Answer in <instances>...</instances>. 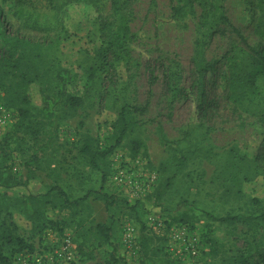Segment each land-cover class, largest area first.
I'll return each mask as SVG.
<instances>
[{
	"label": "rangeland",
	"instance_id": "1",
	"mask_svg": "<svg viewBox=\"0 0 264 264\" xmlns=\"http://www.w3.org/2000/svg\"><path fill=\"white\" fill-rule=\"evenodd\" d=\"M65 3L1 4L2 29L20 71L39 76L25 92L30 117L0 139V169L14 179L0 186V235L12 237L2 243L4 253L17 251L19 240L30 244L32 255L69 241L74 260L65 264H146L144 227L160 238L158 257L174 260L151 227L157 219L188 225L199 242L198 258L174 264H242L241 257L264 264L258 258L264 222L219 221L264 212V66L252 50H264V0H201L174 20L178 0H120L128 40L111 0ZM200 55L214 66L205 78L202 114ZM60 69L80 76L74 93H84L92 71L97 79L81 107L51 123L41 114V89L55 91ZM5 82L4 99L17 110V93L24 90ZM123 107L130 126L119 143L115 124ZM87 137L98 153L94 163L81 152ZM120 164L156 175L154 191L136 198L119 192L112 173ZM21 255L15 264H27Z\"/></svg>",
	"mask_w": 264,
	"mask_h": 264
},
{
	"label": "trees",
	"instance_id": "2",
	"mask_svg": "<svg viewBox=\"0 0 264 264\" xmlns=\"http://www.w3.org/2000/svg\"><path fill=\"white\" fill-rule=\"evenodd\" d=\"M12 0H0V11L3 3ZM64 0H59V2H63ZM112 6L114 11L119 15L120 19L122 20V38L124 40H128L131 38L129 25L126 20L120 15V0H111ZM201 0H178V4L172 8V18L179 19L193 11L194 4L200 2ZM65 4L69 3V0H65ZM14 3H18L22 5L23 0H14ZM2 22L3 19L0 20V102L4 104V106L9 109L15 116L17 121L16 127H21L19 124L21 120H25L30 117V110L27 106L30 105L29 97L27 96L26 90L28 89L29 85L34 84L39 80V76L36 75L33 79H30L27 75L20 71V62L21 60L17 58L15 53H12V49L10 44H12V40L7 38L8 34L6 33V29H2ZM103 28H108V24H104ZM21 42V41H20ZM22 43V42H21ZM20 44V43H19ZM10 48V49H9ZM255 55L258 57L259 62L261 65L264 66V50H256L252 49ZM104 49L100 48L98 51V55L103 61L106 58V54L104 53ZM196 70L199 76V89H200V103L198 105V110L200 114L206 108V91H205V78L206 75L214 70V66L211 63H207L204 61V55H200L199 59L196 63ZM97 76L95 71H92L87 81L84 85V93L78 94L77 92H73L72 87L80 81V76L77 74H73L71 71L67 69H60L56 72L55 81L56 87L55 91H47L41 89V100H42V110L41 114L46 121L51 123L54 122L55 119L60 118L64 112L67 110H75L76 108L81 107L84 102L87 93L89 90L94 86L96 82ZM6 81L12 82L16 81L12 88L22 89L24 90L23 93H17V102L21 105L17 110L10 106L8 103L7 97H5V91L8 94L10 91V87L6 84ZM26 92V93H25ZM4 93V96L3 94ZM2 94V95H1ZM14 105V104H13ZM25 106V107H24ZM129 123L127 121V111L126 108L123 107L120 113L119 119L116 121L115 128L119 133L118 142L120 143L123 138L126 136L127 131L129 130ZM12 131L9 132V134ZM4 141V140H3ZM93 139L91 137L86 138V143L81 149L83 156L87 157L91 163H94L96 156L98 153L93 152ZM38 154L35 153L33 155V161H36ZM31 165V164H30ZM31 177L33 173L29 171ZM14 182L12 174L8 169H0V186L3 187H10V185ZM97 198L107 201L109 198L112 199L111 196L103 194L102 192H93ZM219 221L223 224H230L234 225L238 222H245V223H255V222H264V212L258 216H249V217H238V216H226L220 218ZM101 232L105 237V241L109 244L112 243L111 238L109 237L108 233L104 231L103 227L101 228ZM158 237L153 235L152 233L149 234L147 230L143 227L141 231V252L143 257V262L146 264H174L176 260H169L163 257H158L157 250L155 247V243ZM7 239V243H12V237L9 234L0 235V264H15V257L23 252L26 251H33L30 244L25 243L24 240H19L18 244L20 245L17 251H14L11 256H8L3 251V242ZM160 239V238H158ZM167 255V254H166ZM259 260L264 262V254L258 255ZM242 264H249L248 260L244 257H241Z\"/></svg>",
	"mask_w": 264,
	"mask_h": 264
},
{
	"label": "built area",
	"instance_id": "3",
	"mask_svg": "<svg viewBox=\"0 0 264 264\" xmlns=\"http://www.w3.org/2000/svg\"><path fill=\"white\" fill-rule=\"evenodd\" d=\"M16 122V116L0 102V139L7 133L10 126ZM102 145V143H101ZM158 178L156 175H147L143 171L135 170L134 167H127L120 164L114 168L112 183L119 192H124L132 197H143L154 191ZM153 231L160 237L165 238L166 252L174 260L186 261L196 259L200 254L199 242L188 225L168 226L164 221L151 219ZM126 243H129V250L135 244L134 238L127 228ZM69 241L60 248H54L48 253H36L32 255L29 251L22 253L19 260L33 264H65L74 260V253L69 251Z\"/></svg>",
	"mask_w": 264,
	"mask_h": 264
}]
</instances>
